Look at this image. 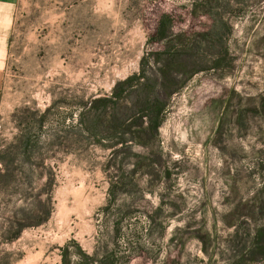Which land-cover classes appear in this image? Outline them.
Segmentation results:
<instances>
[{
    "label": "rangeland",
    "instance_id": "obj_1",
    "mask_svg": "<svg viewBox=\"0 0 264 264\" xmlns=\"http://www.w3.org/2000/svg\"><path fill=\"white\" fill-rule=\"evenodd\" d=\"M1 6L0 264H264V0Z\"/></svg>",
    "mask_w": 264,
    "mask_h": 264
},
{
    "label": "crops",
    "instance_id": "obj_2",
    "mask_svg": "<svg viewBox=\"0 0 264 264\" xmlns=\"http://www.w3.org/2000/svg\"><path fill=\"white\" fill-rule=\"evenodd\" d=\"M2 0H0L1 2ZM10 16L4 11L3 6L0 7V105L2 100V84H3V74L4 65L6 59V50L10 42L11 37V26L9 25V20L4 18Z\"/></svg>",
    "mask_w": 264,
    "mask_h": 264
},
{
    "label": "trees",
    "instance_id": "obj_3",
    "mask_svg": "<svg viewBox=\"0 0 264 264\" xmlns=\"http://www.w3.org/2000/svg\"><path fill=\"white\" fill-rule=\"evenodd\" d=\"M163 25H164V21L161 22V26L158 30V32H160L162 34L163 31H165V29L163 28ZM117 99L120 97V94H116L115 96ZM111 98H106L104 101L105 102H111ZM149 102L145 103V105L143 106L142 110H145L146 114L149 115V116H152L154 113H153V110H152V107H153V104L154 102H152V100H150V98H148ZM98 102V100L94 99V100H91V106H94L96 103ZM112 103H116V102H112ZM151 103V104H150ZM151 110V111H150ZM123 120H120V129H122V126H123Z\"/></svg>",
    "mask_w": 264,
    "mask_h": 264
}]
</instances>
